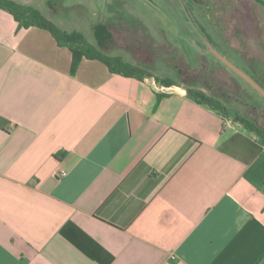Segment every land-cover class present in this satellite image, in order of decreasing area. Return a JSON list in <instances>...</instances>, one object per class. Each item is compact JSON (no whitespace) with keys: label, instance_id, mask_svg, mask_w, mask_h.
I'll return each instance as SVG.
<instances>
[{"label":"crops","instance_id":"1","mask_svg":"<svg viewBox=\"0 0 264 264\" xmlns=\"http://www.w3.org/2000/svg\"><path fill=\"white\" fill-rule=\"evenodd\" d=\"M72 63L0 8V264H264V139L184 85Z\"/></svg>","mask_w":264,"mask_h":264},{"label":"rangeland","instance_id":"2","mask_svg":"<svg viewBox=\"0 0 264 264\" xmlns=\"http://www.w3.org/2000/svg\"><path fill=\"white\" fill-rule=\"evenodd\" d=\"M17 1L40 9L66 30L82 31L94 44L96 26L107 23L113 33L108 53L147 63L154 76L181 81V68L189 72L188 80L202 72L217 92L230 97L223 99L232 112L229 117L235 120L239 112L264 134V95L211 51L217 49L262 79L254 74L253 64L258 58L264 61V0ZM204 38L213 43H204Z\"/></svg>","mask_w":264,"mask_h":264},{"label":"trees","instance_id":"3","mask_svg":"<svg viewBox=\"0 0 264 264\" xmlns=\"http://www.w3.org/2000/svg\"><path fill=\"white\" fill-rule=\"evenodd\" d=\"M0 8L6 9L12 13L19 22L20 27L38 26L47 29L54 35L58 44L70 47L73 52L72 73L76 72L81 59L87 56L89 58L100 59L104 61L112 71L127 76H134L141 79L154 76L146 67L147 63H134L126 60L121 55H111L108 53L106 48L111 44L113 33L109 29L107 23H100L96 26L95 33L97 44H94V42L90 41L82 31H69L60 27L40 9L30 4L22 3L17 0H0ZM256 61L258 63H255ZM256 61L254 60L253 69L258 73V76L264 79V61L260 58ZM180 72L182 74L181 81H177L170 77L161 78L158 76H156V79L166 86L184 85L187 88L188 95L197 102L206 104L226 116L231 115L232 112L230 108L226 106L224 103L225 100H223H228L230 97H228L226 93L217 92L216 85L212 83L209 84L208 81L204 80V74L202 72L197 71L198 73H196L195 76L192 75L191 80L186 79L189 72L185 73V70H182V68ZM198 84H201L202 87L197 86ZM203 87L207 88V90ZM234 119L235 121L242 122L246 128L257 132L260 136L264 135L247 116L235 112Z\"/></svg>","mask_w":264,"mask_h":264},{"label":"water","instance_id":"4","mask_svg":"<svg viewBox=\"0 0 264 264\" xmlns=\"http://www.w3.org/2000/svg\"><path fill=\"white\" fill-rule=\"evenodd\" d=\"M203 3L202 0H197ZM208 8H210V5L208 3H204ZM211 51L227 66L232 68L234 71H236L239 75H241L248 83H250L254 88H256L259 92H261L264 95V87H262L249 73L241 69L239 66H237L235 63L230 61L226 56H224L222 53H220L217 49L211 48Z\"/></svg>","mask_w":264,"mask_h":264},{"label":"flooded vegetation","instance_id":"5","mask_svg":"<svg viewBox=\"0 0 264 264\" xmlns=\"http://www.w3.org/2000/svg\"><path fill=\"white\" fill-rule=\"evenodd\" d=\"M204 43H213V41L211 40V39H208V38H204ZM254 74L255 75H258V73L257 72H255L254 71ZM251 75V74H250ZM252 76V75H251ZM253 77V76H252ZM262 87H264V80L263 79H258V78H255V77H253Z\"/></svg>","mask_w":264,"mask_h":264},{"label":"built area","instance_id":"6","mask_svg":"<svg viewBox=\"0 0 264 264\" xmlns=\"http://www.w3.org/2000/svg\"><path fill=\"white\" fill-rule=\"evenodd\" d=\"M67 174V171L66 170H62L61 173H60V176H65Z\"/></svg>","mask_w":264,"mask_h":264}]
</instances>
